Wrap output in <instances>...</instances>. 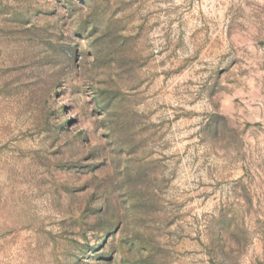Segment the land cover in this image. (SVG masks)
Returning a JSON list of instances; mask_svg holds the SVG:
<instances>
[{
	"label": "rangeland",
	"instance_id": "rangeland-1",
	"mask_svg": "<svg viewBox=\"0 0 264 264\" xmlns=\"http://www.w3.org/2000/svg\"><path fill=\"white\" fill-rule=\"evenodd\" d=\"M0 264H264V0H0Z\"/></svg>",
	"mask_w": 264,
	"mask_h": 264
}]
</instances>
